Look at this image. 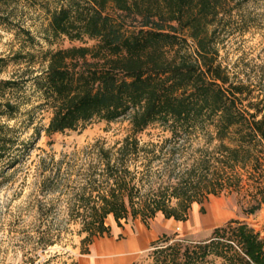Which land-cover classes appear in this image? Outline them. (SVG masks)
<instances>
[{
	"label": "trees",
	"instance_id": "obj_1",
	"mask_svg": "<svg viewBox=\"0 0 264 264\" xmlns=\"http://www.w3.org/2000/svg\"><path fill=\"white\" fill-rule=\"evenodd\" d=\"M17 1L0 0V25L13 23L8 8ZM251 1L58 0L47 10L52 37H86L95 44L46 54V67L35 80L52 110L45 134L73 131L94 119L126 117L131 126L132 134L114 149L95 147L102 181L82 188L73 209L83 217L88 245L110 233L108 216L117 225L136 218L148 224L157 213L185 222L194 203L241 187L237 168L257 170L250 185L264 188V92L235 80L219 53L218 29ZM6 65L0 56V73ZM16 85L0 79V161L8 167L29 148L7 123L18 110L7 97ZM153 124L172 137L212 128L220 155L213 157L211 173V161H202L203 173L190 171L183 180L143 192L127 161L140 152L153 154L155 145H142L136 137ZM257 208L259 203L247 214ZM149 256L152 264H264V235L245 221L229 220L205 239L162 234Z\"/></svg>",
	"mask_w": 264,
	"mask_h": 264
},
{
	"label": "rangeland",
	"instance_id": "obj_2",
	"mask_svg": "<svg viewBox=\"0 0 264 264\" xmlns=\"http://www.w3.org/2000/svg\"><path fill=\"white\" fill-rule=\"evenodd\" d=\"M56 6L58 0H19L8 8L13 23L0 25V56L7 60L0 79L17 81L7 97L18 110L7 123L15 128L19 140L29 142L14 166L0 161V264H72L83 255L89 248L83 241V217L73 209L80 204L82 188L89 190L102 181L103 165L95 147L114 149L132 134L126 117L111 122L94 119L73 131L45 134L52 110L35 80L46 67V54L95 44L86 37L82 41L52 37L47 10ZM218 33L222 65L235 80L264 92V0L243 4ZM213 134L207 128L172 137L160 124L136 134L140 144L155 145L152 155L140 152L127 161L142 191L176 183L190 171L203 173L202 161H211L210 174L213 157L220 155ZM59 161L58 169L55 163ZM236 170L242 178L237 191L226 190L194 203L185 222L163 220L169 224L165 234L200 240L209 237L213 228L240 220L264 235V188L252 187L249 178L258 172L249 166ZM258 203L259 208L247 214ZM109 221L112 216L106 218ZM149 253L142 255L139 264H152Z\"/></svg>",
	"mask_w": 264,
	"mask_h": 264
},
{
	"label": "crops",
	"instance_id": "obj_3",
	"mask_svg": "<svg viewBox=\"0 0 264 264\" xmlns=\"http://www.w3.org/2000/svg\"><path fill=\"white\" fill-rule=\"evenodd\" d=\"M148 224L140 218L121 220L120 225L114 221L106 223L110 233L95 238L89 245L88 253L80 255L76 264H139L142 255L151 249V244L165 234L169 224L178 222L165 219L157 213Z\"/></svg>",
	"mask_w": 264,
	"mask_h": 264
},
{
	"label": "water",
	"instance_id": "obj_4",
	"mask_svg": "<svg viewBox=\"0 0 264 264\" xmlns=\"http://www.w3.org/2000/svg\"><path fill=\"white\" fill-rule=\"evenodd\" d=\"M262 227H264V226H262Z\"/></svg>",
	"mask_w": 264,
	"mask_h": 264
}]
</instances>
